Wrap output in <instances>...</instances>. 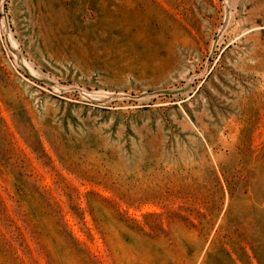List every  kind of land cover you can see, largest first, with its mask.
<instances>
[{
    "label": "rangeland",
    "instance_id": "374dc122",
    "mask_svg": "<svg viewBox=\"0 0 264 264\" xmlns=\"http://www.w3.org/2000/svg\"><path fill=\"white\" fill-rule=\"evenodd\" d=\"M0 264H264V0H0Z\"/></svg>",
    "mask_w": 264,
    "mask_h": 264
}]
</instances>
